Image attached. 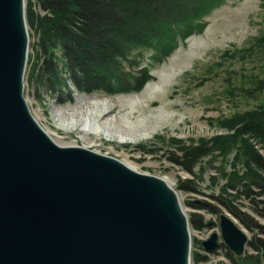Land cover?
I'll return each mask as SVG.
<instances>
[{
	"label": "water",
	"instance_id": "water-1",
	"mask_svg": "<svg viewBox=\"0 0 264 264\" xmlns=\"http://www.w3.org/2000/svg\"><path fill=\"white\" fill-rule=\"evenodd\" d=\"M24 0H0V264H190L189 221L161 176L77 144H58L23 94ZM220 242L247 237L218 213ZM200 244L218 245L212 231Z\"/></svg>",
	"mask_w": 264,
	"mask_h": 264
},
{
	"label": "rangeland",
	"instance_id": "rangeland-1",
	"mask_svg": "<svg viewBox=\"0 0 264 264\" xmlns=\"http://www.w3.org/2000/svg\"><path fill=\"white\" fill-rule=\"evenodd\" d=\"M26 3L24 0V7ZM34 3L32 0V6L36 7ZM36 9L41 11L39 7ZM203 21L205 25L200 30L184 38L177 37L174 47L166 55H152L153 51L147 48L142 50L140 63L148 64L149 71L148 79L139 90L108 94L99 90L76 91L71 85V101H58L49 85L31 74L35 35L26 22L29 42L23 94L32 115L49 135L118 158L137 171L167 178L176 190L184 212L187 215L194 212L205 223L198 228L189 225L190 250L205 255L198 262L190 257V264H231L219 238V212L234 219L247 241L253 237L264 240L262 204L256 202L255 197L246 196L241 184L237 189L226 188L225 182L232 176V169L238 168L241 172L246 166L243 154L241 157L236 155L238 139L227 145L224 153L211 149L201 156L191 172L181 169L170 158L182 146H193L203 140L210 141L216 134L233 132L234 128L227 129L223 124L225 118L235 119L236 115L256 110L260 103L264 105V6L261 0H224L211 8ZM171 68L174 71L166 74ZM157 83L161 85L154 89L150 98L138 99L137 103L126 100L131 95H141L147 84ZM87 97L112 99L114 106L109 114L114 116L113 126H142L148 130V135L123 142L115 137L106 139L95 135L83 139L79 129L69 127V119L64 113L75 108L80 98ZM247 135L249 133L244 134ZM248 139L264 159L261 142L251 136ZM249 165H253L251 161ZM184 184L195 190L189 191ZM217 195L229 200L256 225L245 226L214 199ZM196 202H205L210 208H198L194 206ZM212 231L218 236V245L206 251L200 241ZM194 240L198 246H194ZM246 246L245 243L244 250Z\"/></svg>",
	"mask_w": 264,
	"mask_h": 264
},
{
	"label": "trees",
	"instance_id": "trees-1",
	"mask_svg": "<svg viewBox=\"0 0 264 264\" xmlns=\"http://www.w3.org/2000/svg\"><path fill=\"white\" fill-rule=\"evenodd\" d=\"M34 1L40 12L32 6V0H27L25 6L26 22L35 35L30 72L36 80L49 85L58 101H71V85L76 91L99 90L108 94L139 90L149 71L148 64L140 63L142 50L147 48L153 51L152 55H166L177 37L184 38L200 30L205 25L203 16L224 0ZM261 5L264 6V0ZM223 122L227 129L234 128L233 132L216 134L210 141L203 140L193 146H182L170 161L191 172L201 156L211 149L224 153L227 145L238 139L236 155L243 154L246 166L241 172L232 169L226 188L237 189L241 184L242 192L255 197L264 209V159L248 139L256 138L264 147V105L260 103L256 110L236 115L235 119L225 118ZM231 164L235 166V162ZM214 199L245 226L256 225L223 196ZM194 206L210 208L205 202H196ZM260 214L264 215V211ZM187 218L193 228L205 224L194 212ZM246 245L241 256L233 255L224 246L222 249L231 264H264V240L253 237ZM194 246H198L196 240ZM190 257L198 262L205 255L191 251Z\"/></svg>",
	"mask_w": 264,
	"mask_h": 264
},
{
	"label": "bare ground",
	"instance_id": "bare-ground-1",
	"mask_svg": "<svg viewBox=\"0 0 264 264\" xmlns=\"http://www.w3.org/2000/svg\"><path fill=\"white\" fill-rule=\"evenodd\" d=\"M171 71H174V69L171 68V70H169L166 74L172 73ZM160 85L161 84L159 83L154 84V85L147 84L146 87L141 91L142 92L141 95H131L126 100L128 101V103H134V102L137 103L136 101L138 99H142V98L144 99V98L151 96L154 89ZM113 106H114V102L112 101V99L107 98V97H98V98L87 97L85 99L80 98V101L78 100L75 108L67 109L64 114H66V117H68L69 119V127L71 129H79V132L81 133L83 139L88 140L90 139L91 136L95 135L98 137L103 136L106 139H111L115 137L117 138V140L123 142L127 140H132L135 138L138 139V138L145 137L148 135L149 133L148 130L142 126L141 128H138V127L131 128L130 125L129 126L126 125L122 127L113 126L114 124L111 121L113 120L114 116L109 114V111ZM38 125H40V123H38ZM49 137H52V139L60 145L76 144V142H66V141H63L62 139L60 140L58 137H54L52 135H49ZM123 163L126 164L127 166H130L126 162H123ZM164 179L170 185L168 179L167 178H164ZM179 201H180V198H179Z\"/></svg>",
	"mask_w": 264,
	"mask_h": 264
}]
</instances>
